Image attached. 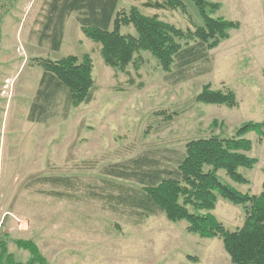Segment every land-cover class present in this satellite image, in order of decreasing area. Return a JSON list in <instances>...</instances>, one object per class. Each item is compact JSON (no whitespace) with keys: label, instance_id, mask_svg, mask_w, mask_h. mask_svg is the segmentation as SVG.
<instances>
[{"label":"rangeland","instance_id":"obj_1","mask_svg":"<svg viewBox=\"0 0 264 264\" xmlns=\"http://www.w3.org/2000/svg\"><path fill=\"white\" fill-rule=\"evenodd\" d=\"M146 1L119 0V8L137 7L182 30L203 25L188 0H183L186 15L144 8ZM207 1L219 5L209 10L213 17L238 22L240 28L229 31L230 38L209 51L207 61L187 70L177 66L172 74L148 52L135 56L139 69L135 64L117 72L104 63L100 44L77 27L72 28L74 45L58 53L25 45L16 26L29 0L16 1L1 23L0 242L18 262H28L31 255L16 241H32L48 264H233L221 239L190 234L185 221L173 223L165 216L141 221L132 210L112 206L108 178L102 175L104 167L146 153L167 165L192 139L230 137L246 122L264 123V0ZM122 33L136 31L123 27ZM85 54L93 60V101L67 113L61 105L46 123L30 122L43 74L37 60ZM182 74L185 79L176 83ZM206 85L234 92L237 107L196 102ZM247 138L253 143L249 155L258 160L253 169L240 170L248 184L234 183L223 171L220 176L253 195L264 182V137L250 133ZM53 176L72 178L73 188L35 182ZM213 214L231 231L245 219L242 207L222 198Z\"/></svg>","mask_w":264,"mask_h":264},{"label":"trees","instance_id":"obj_2","mask_svg":"<svg viewBox=\"0 0 264 264\" xmlns=\"http://www.w3.org/2000/svg\"><path fill=\"white\" fill-rule=\"evenodd\" d=\"M16 1L0 0L3 3L0 41L1 23ZM188 1L194 4L203 20V25L194 30L177 28L157 15L146 16L137 7L122 10L119 0H52L40 40L50 41L51 49L58 51L63 22L74 13L86 36L100 44L101 56L108 67L123 72L136 64L135 69H139L135 56L148 52L164 72L172 74L177 66L187 70L191 65L207 61L209 51L229 39V31L240 28L238 22L210 14L209 10L219 9L218 4L207 0ZM143 6L188 13L183 0H147ZM130 26L136 34L122 33L123 27ZM37 66L43 69V74L29 111L30 122L46 123L61 105L67 113L71 108L93 101L96 83L90 54L68 55L59 60L38 59ZM184 79L182 74L175 82ZM196 102L229 108L238 105L234 92L215 91L210 85L203 88ZM250 133L262 139L264 123L246 122L230 137L214 135L192 139L185 145L184 153H176L173 162L167 165L146 153L104 167L102 175L108 178L105 180L108 202L132 210L141 221L152 216H165L173 223L185 221L188 233L202 239H221L233 264H264V182L262 191L251 195L240 192L220 176L223 171L234 183L248 184L240 170H251L258 162L249 155L253 149L252 141L247 138ZM35 182L62 185L67 190L74 185L72 178L62 176L43 177ZM52 194L64 197V194ZM219 198L243 208L245 219L240 228L227 229L213 214ZM16 245L30 253V260L18 262L8 252L7 244L0 242V264H48L32 241H16Z\"/></svg>","mask_w":264,"mask_h":264},{"label":"crops","instance_id":"obj_3","mask_svg":"<svg viewBox=\"0 0 264 264\" xmlns=\"http://www.w3.org/2000/svg\"><path fill=\"white\" fill-rule=\"evenodd\" d=\"M51 2L52 0H29L27 4L28 9L23 13L22 20L16 26V30H23L25 45L48 47L50 52L58 53L63 46L74 45L75 40L72 37V28L77 27L81 29V26L77 21V14H70L63 22L60 48L58 51L52 50L50 41L40 40V32L45 23V16ZM33 13L34 17H32Z\"/></svg>","mask_w":264,"mask_h":264}]
</instances>
